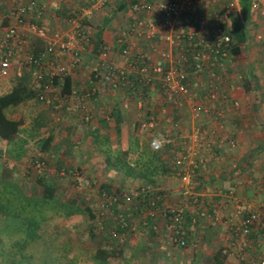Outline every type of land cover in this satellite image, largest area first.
Here are the masks:
<instances>
[{
    "label": "crops",
    "instance_id": "0c3cea01",
    "mask_svg": "<svg viewBox=\"0 0 264 264\" xmlns=\"http://www.w3.org/2000/svg\"><path fill=\"white\" fill-rule=\"evenodd\" d=\"M223 1L200 0V7L205 10V14L213 16L222 10ZM119 3L125 4V7L122 10L116 7L113 14L120 12L122 19L127 14L125 8L128 9V2L120 0ZM12 4V0L5 4L7 6L0 2V12L6 13ZM259 5L261 10L264 9V0H259ZM48 15V24L55 22L56 17ZM109 15L112 17V12ZM232 16H238L246 29V40L234 43V46L238 45V51L233 53L235 66L232 70L235 73L232 76L237 85L232 97L241 101L240 119L236 117L235 125L230 120L227 124V132L237 137L238 145L234 148L214 145L213 156L203 152L206 173L192 178L190 182L181 180L172 167L173 159L180 150L188 147L185 135L191 121L187 114V118L180 114L170 117L169 123H164V128L168 126L165 130L171 134L173 142L156 150L150 146L151 135L144 131L143 135L137 127L135 130L138 122L129 119L135 116V112L139 120L142 116L135 102L115 93L98 98L94 104V121L91 124H83L66 114H62L61 120L50 119L48 108L36 100L35 92L31 96L21 91L20 99L4 108L5 116L20 124L12 137L0 136V264H57V261L66 259V252L72 246L81 252L73 257L75 262L83 261L82 253H87L92 264L102 261L101 251L107 253V264H115L113 261H117V264H216L215 258L218 255L223 258V264H257V260L264 257V240H258L257 232L250 235V248L244 258L221 253L228 232L224 221L234 215L235 206L245 211L258 209L264 214V192L255 189L264 169V107L256 104L260 88L264 85V16L257 11L251 12L250 8L247 16L241 12L231 15L230 19ZM230 19L225 24H229ZM113 20L110 26L102 23L98 27L101 38L106 41L112 40L113 32L119 25L116 21L113 28ZM6 23H10L9 19ZM259 34L260 38L256 39ZM143 45L147 50L154 49L147 42ZM90 49L82 57L81 67L86 72L93 60ZM28 72L23 69L21 75H18L14 70L7 77H0V95L10 93L16 86L22 88L23 84L26 87L31 85L32 75ZM74 77L76 80L81 79L77 75ZM82 81L90 86L88 78H82ZM156 97L152 94L148 99L150 108L159 102ZM120 102L132 103H125L126 109L121 112L118 109ZM116 117L120 122V130ZM174 117L182 121L183 126L186 124L181 126L182 129L179 128L180 133L169 127ZM127 149L143 154L144 157L138 160V168L129 172L126 169H111V166L129 159L130 153L124 155ZM102 151L110 154V166ZM32 156L45 158L51 168H31L28 160ZM135 163L131 162L132 165ZM98 165L105 167L101 173ZM62 167H65L66 175L60 174ZM76 168L83 172V184L80 187H76L70 177ZM157 177L165 182L158 184L152 181ZM65 179H68V184ZM133 181L135 183H131ZM143 183L159 189L162 198L152 215L140 217L134 210L122 208V212L136 223L135 235L125 240H112L108 236L93 233L90 224L91 236L87 239L79 237L77 240L76 231L82 232L83 229L79 223L83 220L78 219L83 215V209L78 205L80 202L88 199L93 203L89 204L92 215L101 190H129ZM45 186L50 188V197L44 195ZM189 186L190 191L197 194L196 203L184 194L185 188ZM217 190L225 193L234 190L233 199L215 196L214 191ZM67 191L78 192V198L67 202ZM70 204L74 206L65 208ZM9 205L15 221L10 236L2 239L5 225L3 212ZM167 205H176L182 210L184 236L188 238V246L185 248L175 246L164 238V206ZM203 212L208 215H203ZM74 214L79 216L67 221ZM111 252L118 256L109 255ZM69 253L74 256L77 251ZM70 259L68 264H71Z\"/></svg>",
    "mask_w": 264,
    "mask_h": 264
},
{
    "label": "built area",
    "instance_id": "2783aa9c",
    "mask_svg": "<svg viewBox=\"0 0 264 264\" xmlns=\"http://www.w3.org/2000/svg\"><path fill=\"white\" fill-rule=\"evenodd\" d=\"M113 1L12 0V7L0 12V77L14 70L18 75L23 69L31 72L30 86L36 100L56 120L64 113L91 124L94 104L109 93L133 100L142 114L137 126L151 135L150 146L156 150L173 142L164 123H169L170 117L187 114L191 121L185 135L188 147L180 150L172 167L184 182L203 176L207 170L203 152L213 156L214 145H238L237 137L227 132L228 121L235 125L236 117L240 119L241 101L232 97L237 85L232 76L235 41L227 33L225 21L240 14V0H224L222 10L213 16L205 14L200 0H127V14L115 28L112 40L102 39L97 44L95 19ZM250 11L264 16L259 0H251ZM48 14L56 17L55 22L48 24ZM145 42L154 49L147 50ZM88 48L93 52L86 77L90 86L74 77L82 70V57ZM67 77L70 85L65 90ZM152 94L159 102L150 108L147 104ZM256 104L264 107V85ZM169 127L180 133L181 126L175 121ZM28 162L36 170L51 168L45 158L32 156ZM66 173L62 167L60 174ZM82 175L77 168L71 172L76 187L83 184ZM190 189L186 187L184 194L196 203L197 194ZM255 189L264 192V169ZM160 192L149 183L129 190H101L92 212V232L112 240L135 235L136 223L122 208L128 207L140 217L152 215L160 204ZM214 195L233 199L234 190H217ZM164 211V238L175 246L187 247L181 208L167 205ZM224 223L228 232L221 253L225 256L244 258L253 232L259 234L258 240H264V214L258 209L245 211L235 206L234 215ZM257 264H264V257Z\"/></svg>",
    "mask_w": 264,
    "mask_h": 264
},
{
    "label": "trees",
    "instance_id": "16d2710c",
    "mask_svg": "<svg viewBox=\"0 0 264 264\" xmlns=\"http://www.w3.org/2000/svg\"><path fill=\"white\" fill-rule=\"evenodd\" d=\"M250 3H251V0H240L241 13H243V15L245 16L249 14ZM124 7H125V4L119 3V5L117 6V10H122ZM225 28H226L227 33L235 41V44L242 43L246 40L245 24L240 21L238 16H232L229 24H225ZM99 30L97 31V44L99 43V41L103 39L101 38V32ZM237 51H238V45H235L232 48V54L233 53L236 54ZM69 85H70V79L67 77L65 79L64 89L67 90ZM21 87L22 88L16 86L15 88H13V90L10 93L0 95V136L2 138L12 137L17 132L18 126L20 124L18 121L8 119L4 114V108L12 103L17 102L21 96L20 92L23 90L25 91V93L27 92V94H30L31 96L34 95L35 90L31 86L30 88H28L23 84ZM116 124H117L118 130H120V122L118 121L117 117H116ZM130 151H128V149L124 151V155H127L128 153H130L128 160H126L124 163L119 162L118 164L111 166V169H113L112 167H114L115 169L118 168L119 170H122V171L123 169H126L129 172V171H132L133 168H135L136 166L138 167L137 165L138 161H135L136 163L133 165L131 164V162L134 160H139L140 158L144 156H142L143 154L141 152L139 153L138 151H133V152H130ZM102 152L106 154L105 160L110 166V154L106 151H102ZM134 155H136V158H133ZM118 156L120 157V154H118ZM51 194L52 193L50 191V188L48 186H45L44 195L47 197H50ZM100 253H101L100 257L102 261L99 264H107V262H105L107 253L105 251H101ZM109 255H112L114 257L118 256V254H116L115 252H111V254ZM215 263L223 264V258L222 257L220 258L219 255L216 256Z\"/></svg>",
    "mask_w": 264,
    "mask_h": 264
},
{
    "label": "rangeland",
    "instance_id": "374dc122",
    "mask_svg": "<svg viewBox=\"0 0 264 264\" xmlns=\"http://www.w3.org/2000/svg\"><path fill=\"white\" fill-rule=\"evenodd\" d=\"M9 1L10 0H0V2L1 3H3L4 5L5 4H8L9 3ZM119 2H120V0H115V1H113V3H111L107 8H106V10L102 13V14H100L99 16H98V18L97 19H95V22L94 23H96V28H98L102 23L104 24H107L108 26H110L111 25V23H110V21L112 20V18H114L115 20H113L112 21V24H113V28H115L114 27V25H115V23H116V21H117V23H119V21L121 20V15H120V12H118L116 15L115 14H113V12H114V9L118 6V4H119ZM5 6H7V5H5ZM111 12H112V17L109 15V14H111ZM110 16V17H109ZM112 28V27H111ZM111 30H114V29H111ZM81 69H82V67H81ZM28 72V71H27ZM29 74H30V72H28ZM31 75V74H30ZM87 75H88V68H87V72L85 71V70H82V71H80L79 72V74L77 73V76L79 77V78H86L87 77ZM30 78V77H29ZM28 80V79H27ZM27 87L28 88H30V84H28L27 85ZM123 97V96H122ZM106 98H107V96H105V100H106ZM124 98V97H123ZM125 99V98H124ZM129 100V99H128ZM110 101V100H109ZM114 101H115V99H114ZM107 102V101H106ZM108 103V105H110V103L109 102H107ZM125 103L126 104H129L130 105V103H132V102H120V106L118 105V109L122 112V111H125V109H126V106H125ZM133 106H134V104H132ZM148 105V104H147ZM106 106H107V104H106ZM128 106V105H127ZM109 108V107H108ZM136 109V108H135ZM258 111V110H257ZM111 113H112V111H110ZM140 112V115H141V111H139ZM116 113V112H115ZM64 114V113H63ZM184 117H186L187 118V115H184ZM50 119H51V117H50ZM130 119V121L132 122V121H136V122H138L139 121V116H137L136 115V112H135V116L134 117H130L129 118ZM53 120V119H52ZM182 120H184V121H186L185 120V118H183ZM172 121H175L176 122V124H179L180 126H183V123H182V121H180L178 118H175L174 117V119H172ZM187 122V121H186ZM186 125V124H185ZM184 125V126H185ZM183 126V127H184ZM136 127H137V129H139L138 128V126H135V130H136ZM139 131H141L142 133H143V131L142 130H140L139 129ZM143 135H144V133H143ZM262 156H264V152H263V154H262ZM132 157V156H131ZM133 158H136V155H134L133 156ZM135 161H138V160H134L133 162H135ZM98 167H99V169H100V173H101V169H104L105 167H103V166H101V165H98ZM135 168H138L137 166L135 167ZM234 168H236V166L234 167ZM106 172V171H105ZM113 179V178H112ZM68 179H65V182L67 181ZM113 180H115V179H113ZM152 181H154V182H157L158 184H162V183H164L165 181H163V179L161 178L160 179V177H157V178H154V179H152ZM70 182V181H69ZM137 182V181H136ZM131 183H135L134 181L133 182H131ZM66 184H68V181H67V183ZM78 192H76V191H73L72 193H70L69 191H67V196L68 197H66L67 199H65V200H67V202H72L74 199L76 200L77 198H78ZM86 201H84V202H80V204H78L80 207H81V209H83V215H82V217H80L78 214H74V215H72L70 218H68L67 219V221H72V220H74V219H76L78 216V219L79 220H83V222L81 221V222H79L80 223V228L81 227H83V229H82V232L81 231H76V235H78L77 236V240L79 239V237H81V238H83V239H87V237L88 236H91V234H90V232H91V230L89 229L90 228V224H92L93 223V221H92V215H91V212H90V210H91V207H90V205L91 204H93L90 200H88V199H85ZM90 202V203H89ZM9 203H10V201H9ZM90 204V205H89ZM72 204H70V205H67L65 208H71L70 206H71ZM72 206H74V205H72ZM77 206V205H76ZM89 206V207H88ZM11 208V206L9 205V206H7V208H6V211L5 212H3V214H4V216H5V218L3 219V221H5V225H4V227H3V237H2V239L3 238H7V237H9L10 236V233L12 232V229H11V226H12V224L14 225V221H15V219L13 218V216H12V214H11V212H10V209ZM73 213V212H72ZM36 215V214H35ZM90 216H91V218H90ZM84 231H87V233L86 232H84ZM67 238H69V237H67ZM8 239H4V241H7ZM81 240V239H80ZM68 247V246H67ZM70 250L69 251H67L66 252V259L65 260H60V261H57L56 263L57 264H68V260L70 259L71 260V264H92V262H91V260L88 258V254L86 253H82V256L84 257V259H83V261L81 260L80 262H75L74 261V258L73 257H75V256H77L78 254H80L81 252H79V248H77V247H71V248H69ZM76 252L77 251V253L76 254H74V256H73V253H69V252ZM72 254V255H71ZM87 259V260H86ZM113 263H115V264H117V261H113Z\"/></svg>",
    "mask_w": 264,
    "mask_h": 264
}]
</instances>
